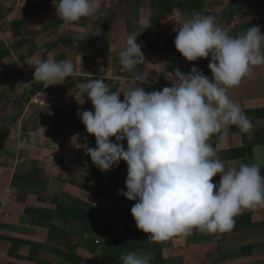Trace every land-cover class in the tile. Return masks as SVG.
<instances>
[{
  "label": "crops",
  "instance_id": "obj_1",
  "mask_svg": "<svg viewBox=\"0 0 264 264\" xmlns=\"http://www.w3.org/2000/svg\"><path fill=\"white\" fill-rule=\"evenodd\" d=\"M195 13L214 15L233 36L256 25L264 33L262 0H102L94 16L73 23H62L53 0H0V264H100L97 241L104 247L113 229L131 252L150 253V264H264V206L242 209L230 231L153 241L129 220L136 201L118 194L127 190L126 162L102 171L85 151L96 141L77 111L94 109L79 85L102 77L110 91L137 86L119 62L128 34L141 32L145 60L135 73L147 78L146 91L171 86L176 68L188 73L194 64L211 77L210 57L187 61L174 45L176 27ZM49 58L71 60L75 74L51 85L34 79L31 64ZM228 94L253 128L232 125L209 142L226 166L260 162L264 175V65ZM39 125L45 136L18 148Z\"/></svg>",
  "mask_w": 264,
  "mask_h": 264
},
{
  "label": "clouds",
  "instance_id": "obj_2",
  "mask_svg": "<svg viewBox=\"0 0 264 264\" xmlns=\"http://www.w3.org/2000/svg\"><path fill=\"white\" fill-rule=\"evenodd\" d=\"M101 2L53 0L62 23L94 16ZM150 23L149 17L140 21L144 30ZM175 31V48L187 61L210 57L211 77L194 64L188 73L176 68L171 86L146 91L141 85L147 78L135 73L145 60L137 43L140 32L123 38L119 53L121 66L134 73L137 86L110 91L102 77L79 85L81 97L86 94L94 109L77 111L96 141L95 147L85 145V151L102 171L113 169L121 160L126 162L127 190L120 189L118 194L136 201L130 210L136 227L153 241L187 235L193 229L230 231L242 209L264 206L261 163L226 166L209 142L214 135L224 140L232 125L251 132L252 121L228 89L250 75L253 67L264 65V33L256 25L233 36L219 26L214 15L200 13L184 20ZM31 65L35 66L34 79L52 82L49 85L75 74L68 59H37ZM77 100L81 105L85 102ZM45 131L39 125L18 148L34 147ZM217 174L220 179L213 182ZM120 259L122 264H150L151 254L132 251Z\"/></svg>",
  "mask_w": 264,
  "mask_h": 264
},
{
  "label": "trees",
  "instance_id": "obj_3",
  "mask_svg": "<svg viewBox=\"0 0 264 264\" xmlns=\"http://www.w3.org/2000/svg\"><path fill=\"white\" fill-rule=\"evenodd\" d=\"M131 207L128 209V213L130 212V218L129 220L134 221V218L131 214ZM112 232V238L105 240V245L102 248L101 252V263L102 264H122V261L120 259L122 254H126L128 252H131L126 248L122 235L120 232L117 231V229L111 230ZM97 249H95V252ZM100 263V264H101Z\"/></svg>",
  "mask_w": 264,
  "mask_h": 264
},
{
  "label": "built area",
  "instance_id": "obj_4",
  "mask_svg": "<svg viewBox=\"0 0 264 264\" xmlns=\"http://www.w3.org/2000/svg\"><path fill=\"white\" fill-rule=\"evenodd\" d=\"M216 233H217V232H216ZM97 245H98L99 247L102 248V247H103V242L99 240V241H97ZM96 262H97V263H101V255H100V254H99L98 257L96 258Z\"/></svg>",
  "mask_w": 264,
  "mask_h": 264
},
{
  "label": "rangeland",
  "instance_id": "obj_5",
  "mask_svg": "<svg viewBox=\"0 0 264 264\" xmlns=\"http://www.w3.org/2000/svg\"><path fill=\"white\" fill-rule=\"evenodd\" d=\"M262 1H264V0H262ZM96 248H98V250H99V251H101V250H102V248H101V247H99L98 245H96Z\"/></svg>",
  "mask_w": 264,
  "mask_h": 264
}]
</instances>
